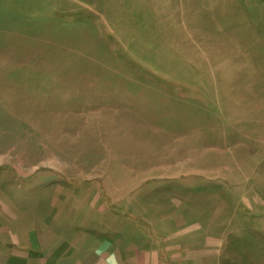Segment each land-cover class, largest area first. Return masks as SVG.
Here are the masks:
<instances>
[{
  "label": "rangeland",
  "instance_id": "1",
  "mask_svg": "<svg viewBox=\"0 0 264 264\" xmlns=\"http://www.w3.org/2000/svg\"><path fill=\"white\" fill-rule=\"evenodd\" d=\"M141 261L264 264V0H0V264Z\"/></svg>",
  "mask_w": 264,
  "mask_h": 264
},
{
  "label": "crops",
  "instance_id": "2",
  "mask_svg": "<svg viewBox=\"0 0 264 264\" xmlns=\"http://www.w3.org/2000/svg\"><path fill=\"white\" fill-rule=\"evenodd\" d=\"M95 177L96 176L94 174H86L85 175V178L86 179H90V181L93 180ZM86 191H88L90 193H93L92 200H90V203H89L90 204V208H91L92 205H94V203L97 202L101 198V195L99 194L100 191L99 190H91V189H86ZM111 195L114 196L115 198H118V196L114 195L113 193H111ZM100 209H105V207L101 206ZM215 240H216V238H214V237H211V236H207L206 237V241L208 242V248L214 249L216 247V244H215L216 241ZM209 244H211V245H209ZM169 250H171V248ZM142 254L144 255L143 259L148 258L151 255H153L155 257L157 256L156 250H143L142 249ZM143 259H142V261H143ZM142 261L140 262V264H142Z\"/></svg>",
  "mask_w": 264,
  "mask_h": 264
}]
</instances>
